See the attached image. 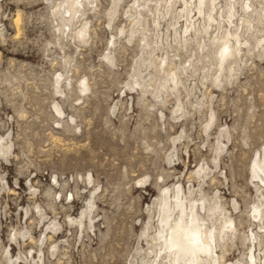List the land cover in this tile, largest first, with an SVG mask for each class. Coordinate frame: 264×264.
<instances>
[{
  "label": "rangeland",
  "instance_id": "rangeland-1",
  "mask_svg": "<svg viewBox=\"0 0 264 264\" xmlns=\"http://www.w3.org/2000/svg\"><path fill=\"white\" fill-rule=\"evenodd\" d=\"M64 1L0 0V264H152L157 202L178 186L233 220L219 264H249L264 203L252 173L264 156V0L246 13L237 0L254 30L244 24L247 44L221 69L213 35L179 44L178 0H79L69 23Z\"/></svg>",
  "mask_w": 264,
  "mask_h": 264
},
{
  "label": "bare ground",
  "instance_id": "bare-ground-1",
  "mask_svg": "<svg viewBox=\"0 0 264 264\" xmlns=\"http://www.w3.org/2000/svg\"><path fill=\"white\" fill-rule=\"evenodd\" d=\"M163 2L168 7L173 4V0H163ZM178 2L181 3V8L179 13L174 17L171 26L174 34L182 37L181 41H178L179 44L181 46L187 45L191 40L188 36H190L192 32L194 33L193 35H213L210 44L217 47L220 69L224 61L233 58V56H238L242 50V46L247 44V40L241 38V31H243L242 28L244 24L246 27V33L254 30L253 19L245 17L242 14L238 15L239 11L236 8L237 0H226V11L223 10L219 0H209L208 2L207 0H178ZM240 3L242 4V2ZM63 4L66 5L68 13L65 21L69 23L79 11L80 2L79 0H65ZM58 5L61 6V4ZM206 5L208 6V11H205ZM243 5V12L246 13L251 4L249 3V0H243ZM217 6L219 7L218 12H216L218 9ZM217 13H219V18L216 17ZM168 15L169 9H165L164 14L155 18L154 22L156 23V26L161 24L159 22L160 17L163 20L168 17ZM137 18L138 16L135 20H137ZM181 19H183L184 23L181 27H178ZM154 35L157 39L158 32L154 33ZM77 36L85 38V27L78 29ZM157 44L158 41L155 40L151 50L152 54L158 50ZM196 45L199 50H204V48L208 46L204 41L197 42ZM256 46L264 47V37L257 41ZM165 55L166 54L160 59L161 66L166 64L167 58ZM151 63L152 61H150L149 65H151ZM163 66L161 70L165 71L166 67L163 68ZM192 66V62H189L188 66L183 67L182 69L185 73H188L189 68ZM232 68L230 71L233 70ZM232 74L233 73H231V76ZM171 75V86H173L177 84L176 76L174 74ZM219 77L220 75H217L216 82ZM160 88L162 89V87H158V90L159 92H162L160 91ZM85 90L86 87L84 86L82 91ZM176 110H178V108H176ZM58 112L61 114L60 111ZM211 116L212 115H210V117ZM252 173L253 178L257 179L260 184V188H264V156L261 162L258 160L254 161L252 165ZM260 197L261 200H264V193H260ZM160 200V202H157L159 208L158 220L156 219L158 222V227L156 229L157 236L153 239V241H157L155 246L157 245L159 248L156 252L154 250L151 251V253H154V258L151 260V263L219 264L224 256L223 254H218V249L226 240L231 239V237L234 236L235 227L232 222L233 220L226 216L224 210L219 206L218 201H215L213 206H209L207 209L204 198L201 199V203H195L192 199H185L181 186L173 189V196L170 195V189L168 187L163 192V196ZM263 205L264 203H261V207L254 206L252 208V218L254 219V222L262 224V230L259 232H253V230H251L250 236L247 238L250 243V248H248L249 252L247 254L249 260L247 262H249V264H264V254L261 255L260 252L257 253L258 250L256 249V247L261 245L259 240L260 234L264 235ZM207 213H210V215ZM215 214H218L221 218L219 216L215 217ZM211 216L214 218L210 219ZM216 222H219V225H217ZM236 264L241 263L238 262Z\"/></svg>",
  "mask_w": 264,
  "mask_h": 264
}]
</instances>
